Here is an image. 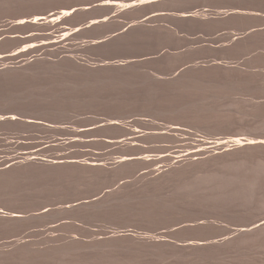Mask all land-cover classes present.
Returning <instances> with one entry per match:
<instances>
[{
    "label": "rangeland",
    "instance_id": "374dc122",
    "mask_svg": "<svg viewBox=\"0 0 264 264\" xmlns=\"http://www.w3.org/2000/svg\"><path fill=\"white\" fill-rule=\"evenodd\" d=\"M93 1L0 0V25L8 32L0 40V56L6 52L0 58V213H20L39 225L4 230L7 222L1 221L0 251L8 252L6 241L14 239L35 243L41 252L84 254L97 264H264V155L243 159L244 164L232 159L235 152H210L190 165L164 160L200 142L231 143L240 133L260 136L252 142L242 138L247 143L263 140L264 9L257 8L264 0H102L109 1L104 5L109 11L95 6L66 12L74 29L66 28L63 46L54 49L38 39L26 46L34 50L32 57L22 51L30 32L26 24H15L19 19ZM131 1L112 11L115 3ZM148 15L153 17L141 21ZM87 19L93 24H84ZM249 37L254 45L246 43ZM17 50L19 57L10 59L7 53ZM123 157L132 163L118 165ZM43 160L60 165L49 169ZM153 160L162 171L152 174ZM41 209L47 215L36 220ZM24 248L17 253L35 252Z\"/></svg>",
    "mask_w": 264,
    "mask_h": 264
},
{
    "label": "bare ground",
    "instance_id": "6f19581e",
    "mask_svg": "<svg viewBox=\"0 0 264 264\" xmlns=\"http://www.w3.org/2000/svg\"><path fill=\"white\" fill-rule=\"evenodd\" d=\"M6 1V0H5ZM19 1V0H18ZM24 1H26V0H24ZM38 1V0H37ZM68 1V0H67ZM95 1V0H94ZM102 1V0H101ZM142 1H147V0H142ZM3 2V1H2ZM17 1H15V3H16ZM34 2V1H33ZM60 2V1H59ZM77 2V1H76ZM88 2H89V0H88ZM88 2H86V3H88ZM19 3V2H18ZM29 3H31L30 2V0H29ZM38 3V2H37ZM54 3V2H53ZM70 3V2H69ZM71 3H72V1H71ZM107 3H109V1H103V3H101V4H99V5H96V6H104L105 4H107ZM226 3V2H225ZM22 4H24V3H22ZM27 4V3H26ZM35 4V3H34ZM43 4V3H42ZM51 4V3H50ZM81 4H82V2H81ZM29 5V4H28ZM33 5V4H32ZM55 5V4H54ZM230 5H232V4H230ZM43 6H45V5H43ZM48 6V5H47ZM130 6V3H128V4H123L122 5V3L120 4V3H115V6L113 7V9H112V11L113 12H116L115 11V9L116 8H126V7H129ZM3 7H4V5H3ZM8 7V6H7ZM16 7V6H15ZM104 7H106V6H104ZM20 8V7H19ZM50 8V7H49ZM89 7H87V4L86 5H84L83 4V6H76V7H73L72 5H68V3H67V5L65 4V6H61V7H58V8H56V9H54L52 12H50L49 14H45V15H43V13H42V15H37V16H33V17H31L30 19H24V18H22V19H19L15 24L16 25H21V24H26L27 25V27H28V31H27V33L28 32H30L29 34H27L26 36H24L23 37V39H22V42H23V44H25L24 45V47H23V52H25L26 53V55L27 56H33L34 54H35V52H34V50L33 49H28L26 46H28V45H30L31 44V42H34V41H36V40H38V39H47V41L48 42H50L49 44H50V47L51 48H54V47H58V46H63L64 45V39H65V37L67 36H65V34L66 33H68L69 31H65L66 30V28L68 27V29L67 30H72V29H74V28H71V29H69V27L71 26L69 23H68V19H67V11L68 10H73V11H75L76 13H79V12H81L82 10H86V9H88ZM107 8V7H106ZM27 9V8H26ZM44 9V8H43ZM42 9V10H43ZM99 9V8H98ZM108 9V11H109V8H107ZM6 10V9H5ZM15 10V9H14ZM19 10V9H18ZM46 10V9H45ZM90 10H93V9H90ZM94 10H95V8H94ZM93 10V11H94ZM169 10V9H168ZM10 11V10H9ZM27 11V10H26ZM30 11V10H29ZM36 11V10H35ZM50 11V10H49ZM88 11V10H87ZM86 11V12H87ZM92 11V12H93ZM101 11V10H100ZM107 11V10H106ZM170 11V10H169ZM7 12V11H6ZM21 12V11H20ZM85 12V13H86ZM41 13V12H40ZM47 13H48V11H47ZM91 14V13H90ZM93 14V13H92ZM100 14V13H99ZM80 15H82V14H80ZM84 15H86V14H84ZM89 15V14H88ZM28 16V15H27ZM31 16V15H30ZM83 16V15H82ZM26 17V16H25ZM96 17V16H95ZM98 17V16H97ZM120 17V16H119ZM127 17V16H126ZM129 17V16H128ZM5 18V17H4ZM86 18V17H85ZM121 18V17H120ZM84 19V18H83ZM91 19H92V17H91ZM136 19V18H135ZM139 19V18H138ZM88 21L87 22H83L84 24H86V25H89V24H93V19L92 20H89V19H87ZM137 20V19H136ZM84 21V20H83ZM140 21V20H139ZM142 21V20H141ZM165 22V21H164ZM1 24V23H0ZM6 24V23H5ZM172 24V23H171ZM180 24H182V23H180ZM4 25V24H3ZM7 25V24H6ZM11 25H14V24H11ZM180 26V25H179ZM3 26H1L0 25V40L8 33L6 30H4L3 28H2ZM6 27V26H5ZM21 27V26H20ZM25 27V26H24ZM26 27V28H27ZM72 27V26H71ZM23 28V27H22ZM180 28H181V26H180ZM12 29H13V27H12ZM16 30H18V29H16ZM252 30H250V31H248V33L249 32H251ZM155 32V31H154ZM189 32V31H188ZM253 32H255V31H253ZM253 32H252V34H253ZM10 33V32H9ZM26 33V32H25ZM70 33V32H69ZM158 33V32H157ZM247 33V34H248ZM260 33V32H259ZM13 34V33H12ZM34 34L36 35V36H34ZM214 34V33H213ZM212 34V35H213ZM246 34V33H245ZM254 34H256V33H254ZM69 35V34H68ZM210 35V34H209ZM211 35V36H212ZM218 35V34H217ZM258 35V34H257ZM70 36V35H69ZM158 36V35H157ZM246 36V35H245ZM244 36V37H245ZM248 36H251L252 37V40H254V36H256V35H248ZM16 37H18V36H16ZM222 37V36H221ZM257 37H259V36H256V38H255V40H257ZM240 38V37H239ZM238 38V40L239 41H241L242 42V39H243V41H245L246 40V37L245 38H243V36L239 39ZM261 38H263V37H261ZM18 39V38H17ZM219 39H221V38H219ZM245 39V40H244ZM249 39L251 40V38L249 37V38H247V42L246 43H248V41H249ZM260 39V38H259ZM197 40V39H196ZM214 40V39H213ZM212 40V41H213ZM221 40H223V38L221 39ZM251 40V41H252ZM254 40V41H255ZM9 41V40H8ZM16 41V40H15ZM201 41V40H200ZM210 41V40H209ZM236 41V43H238V44H240V47H241V44L242 43H239V41H237V40H235ZM196 42H199V41H196ZM211 42V41H210ZM215 42V41H214ZM218 42V41H217ZM223 42V41H222ZM250 42V41H249ZM263 42V41H262ZM72 43V42H71ZM251 43V42H250ZM250 43H248L249 44V46H250ZM258 43V42H257ZM261 42H259V44H260ZM6 44H8V43H6ZM11 44V43H10ZM234 44V43H233ZM248 44H247V46L245 47V48H247V49H249V46H248ZM251 44H253L254 45V43H253V41H252V43ZM264 44V43H263ZM194 45V44H193ZM246 45V44H245ZM244 45V46H245ZM69 46V45H68ZM191 46V45H190ZM256 46V45H255ZM261 46V45H260ZM18 47V46H17ZM16 47V48H17ZM72 47V46H71ZM173 47H174V45H173ZM184 47V46H183ZM251 47H252V45H251ZM6 48V47H5ZM16 48H15V50H16ZM76 48V47H75ZM84 48V47H83ZM89 48V47H88ZM87 48V49H88ZM179 48V47H178ZM190 48V47H189ZM222 48V47H221ZM244 47H243V50L245 49ZM3 49V48H2ZM55 49V48H54ZM74 49V48H73ZM90 49V48H89ZM93 49V48H92ZM175 49V48H174ZM181 49V48H180ZM234 49H236V48H234ZM242 49V47L239 49V51H242L241 50ZM247 49L246 50H244L245 52H247ZM251 49V48H250ZM260 49V48H259ZM4 50V49H3ZM66 50V49H65ZM176 50V49H175ZM256 50V49H255ZM262 50V49H261ZM264 50V49H263ZM20 51V50H19ZM19 51L17 50V52L15 51V53H13V54H11L10 53V51H9V53H7V55L9 56V58L10 59H13V60H15V59H17L18 57H19ZM72 51V50H71ZM89 51V50H88ZM223 51V50H222ZM257 51H258V49H257ZM83 52V51H82ZM243 52V51H242ZM59 53V52H58ZM62 53V52H61ZM93 53V52H92ZM216 53V52H215ZM244 53V52H243ZM251 53V52H250ZM5 54H6V52H2V56H0V58L1 57H5ZM164 54V53H163ZM225 54V53H224ZM233 54H234V52H233ZM238 54V53H237ZM245 54V53H244ZM249 53H247V55H248ZM258 54V53H257ZM214 55V54H213ZM246 55V54H245ZM244 55V56H245ZM246 55V56H247ZM93 56V55H92ZM197 56V55H196ZM202 56V55H201ZM210 56V55H209ZM221 56V55H220ZM235 56V55H234ZM244 56H243V58H244ZM251 56V55H250ZM260 56H261V54L259 55V57H257V58H260ZM193 57H195L194 55H193ZM192 57V58H193ZM218 57H219V55H218ZM226 56H224V58H225ZM239 57V56H238ZM238 57H237V59H238ZM253 57H256V56H253ZM199 58V57H198ZM207 58V57H206ZM209 58H211V57H209ZM213 58V57H212ZM264 58V57H263ZM60 59V58H59ZM81 59V58H80ZM183 59V58H182ZM194 59V58H193ZM203 59V58H202ZM253 59H255V58H253ZM3 60V59H2ZM6 60V59H5ZM160 60H162V59H160ZM217 60V59H216ZM226 60V59H225ZM231 60V59H230ZM247 60V59H246ZM260 60H262V58L260 59ZM197 61V60H196ZM253 61H255V60H253ZM258 61V60H257ZM73 62V61H72ZM86 62H88V61H86ZM168 62V61H167ZM182 62V61H181ZM204 62V61H203ZM211 62V61H210ZM216 62V61H215ZM224 62H226V61H224ZM252 62V61H251ZM260 61H258V63H259ZM264 62V61H263ZM0 63H2L1 61H0ZM169 63V62H168ZM185 63V62H184ZM219 62H217V64H218ZM231 62H229V64H230ZM243 63V62H242ZM245 63V62H244ZM247 63V62H246ZM255 64H256V61L254 62ZM208 64V63H207ZM232 64V63H231ZM262 64V63H261ZM59 65H61L60 63H59ZM238 65V64H237ZM36 66V65H35ZM170 66V65H169ZM216 66H218V65H216ZM251 66V65H250ZM259 66V65H258ZM258 66H256V67H258ZM173 67H175V66H173ZM194 67V66H193ZM226 67V66H225ZM253 67V66H252ZM255 67V66H254ZM253 67V68H254ZM10 68V67H9ZM29 68V67H28ZM33 68V67H32ZM48 68V67H47ZM178 68V67H177ZM176 67H175V69H177ZM180 68V67H179ZM229 68V67H228ZM246 68V67H245ZM248 68H250V67H248ZM38 69V68H37ZM40 69V68H39ZM49 69V68H48ZM166 69V68H165ZM201 69V68H200ZM251 69V68H250ZM256 69V68H255ZM12 70V69H11ZM10 70V71H11ZM44 70H45V68H44ZM60 70H62V69H60ZM182 70V69H181ZM197 70V69H196ZM5 71V70H4ZM33 71V70H32ZM59 71V70H58ZM163 71V70H162ZM167 71V70H166ZM177 71V70H176ZM230 71H232V70H230ZM235 71V70H234ZM238 71V70H237ZM12 72V71H11ZM57 72V71H56ZM62 72H63V70H62ZM165 72V71H164ZM171 72V71H170ZM236 72V71H235ZM251 72V71H250ZM261 72H264L263 70L262 71H260V74H261ZM38 73V72H37ZM53 73H54V71H53ZM176 73V72H175ZM182 73V72H181ZM231 73H233V72H231ZM42 74V73H41ZM46 74V73H45ZM60 74H61V72H60ZM59 74V75H60ZM177 74V73H176ZM196 74V73H195ZM236 74V73H235ZM259 74V75H260ZM56 75H58V74H56ZM239 75V74H238ZM245 75H247L246 73H245ZM245 75H243V77L245 76ZM262 75H264V74H262ZM261 75V76H262ZM53 76H55L54 74H53ZM176 76V75H175ZM182 76V75H181ZM226 76V75H225ZM251 76H253V72H252V75ZM256 76V75H255ZM254 76V77H255ZM258 76V75H257ZM60 77V76H59ZM183 77V76H182ZM232 77V76H231ZM234 77V76H233ZM232 77V78H233ZM238 77V76H237ZM250 77V76H249ZM248 77V78H249ZM62 78V77H61ZM64 78V77H63ZM226 78V77H225ZM235 78V77H234ZM246 78V77H245ZM230 79V78H229ZM238 79H239V82L243 79V78H241V80H240V77H238ZM262 79V78H261ZM206 80V79H205ZM226 80H228V79H226ZM249 80H250V78H249ZM264 80V79H263ZM236 81V80H235ZM243 81V80H242ZM241 81V82H242ZM58 82H62V80L61 81H58ZM200 82V81H199ZM225 82V81H224ZM233 82V81H232ZM244 82V81H243ZM262 81H258L257 82V84L258 83H261ZM264 82V81H263ZM55 83H57V82H55ZM64 83V82H63ZM63 83H61V84H63ZM248 83V82H247ZM59 84V83H58ZM203 84V83H202ZM52 85V84H51ZM53 85H55V84H53ZM226 84L224 83V87H226L225 86ZM227 85H229V83L227 84ZM64 86V85H63ZM231 86V85H230ZM252 86V85H251ZM254 86H256V85H254ZM253 86V87H254ZM53 87V86H52ZM57 87V86H56ZM61 87V86H60ZM60 87H58V88H60ZM223 87V88H224ZM227 87H229V86H227ZM233 88H234V86H232ZM236 87H237V84H236ZM243 87V86H242ZM250 87V86H249ZM262 87V86H261ZM70 88V87H69ZM230 88V87H229ZM251 88V87H250ZM260 88V87H259ZM63 89V88H62ZM224 89H227V88H224ZM56 90V89H55ZM58 90V89H57ZM56 90V91H57ZM60 90V89H59ZM65 90H66V88H65ZM256 90H257V88H256ZM255 90V91H256ZM261 90V89H260ZM263 90V89H262ZM64 91V90H63ZM62 91V92H63ZM68 91V90H67ZM66 91V92H67ZM244 91V90H243ZM255 91H253V92H255ZM60 92V91H59ZM65 92V93H66ZM250 92V91H249ZM260 92H263V91H260ZM49 93V92H48ZM51 93V92H50ZM248 93V92H247ZM256 93H257V91H256ZM258 93H259V91H258ZM56 94V93H55ZM61 94V93H60ZM64 94V93H63ZM238 94V93H237ZM249 94H251V93H249ZM264 94V93H263ZM49 95V94H48ZM209 95H210V93H209ZM244 95V94H243ZM262 95V94H261ZM59 97V96H58ZM63 97V96H62ZM61 97V98H62ZM259 98H261L260 96H258ZM64 98V97H63ZM206 98V97H205ZM209 98H212V97H209ZM264 98V97H263ZM254 99V98H253ZM259 100V99H258ZM262 100V99H261ZM52 101V100H51ZM55 101H57V100H55ZM198 101H199V99H198ZM196 102V101H195ZM202 103V102H201ZM210 103V102H209ZM193 104V103H192ZM47 105V104H46ZM194 105V104H193ZM200 105V104H199ZM203 105V104H202ZM205 105V104H204ZM211 105V104H210ZM261 105V104H260ZM43 106V105H42ZM48 106H50V105H48ZM207 106H208V103H207ZM45 107H47V106H45ZM44 107V108H45ZM58 107H59V105H58ZM203 107V106H202ZM43 108V107H42ZM53 108V107H52ZM204 108V107H203ZM55 109V108H54ZM235 109V108H234ZM46 110H47V108H46ZM51 110V109H50ZM53 110V109H52ZM56 110V109H55ZM217 110V109H216ZM220 110V109H219ZM223 110V109H222ZM230 110V109H229ZM242 110H243V107H242ZM40 111V110H39ZM207 111V110H206ZM227 111V110H226ZM244 111V110H243ZM49 112V111H48ZM52 112V111H51ZM204 112V111H203ZM240 112V111H239ZM46 113H47V111H46ZM218 113V112H217ZM223 113H224V111H223ZM227 113V112H226ZM229 113V112H228ZM232 113V112H231ZM230 113V114H231ZM233 114V113H232ZM242 114V113H241ZM142 115V114H141ZM228 115V114H227ZM218 117V116H217ZM233 117V116H232ZM240 117H241V115H240ZM243 117V116H242ZM206 118V117H205ZM223 119H224V117H223ZM229 119V118H228ZM145 120V119H144ZM225 120V119H224ZM238 120V119H237ZM168 121V120H167ZM206 121H207V119H206ZM239 121V120H238ZM171 122V121H170ZM219 122V121H218ZM209 123V122H208ZM213 123V122H212ZM225 123V122H224ZM227 123V122H226ZM237 123V122H236ZM243 124V123H242ZM208 125V124H207ZM211 125V124H210ZM220 125H221V123H220ZM233 125V124H232ZM231 125V126H232ZM171 126V125H170ZM212 126V125H211ZM234 126V125H233ZM236 126V125H235ZM147 127V126H146ZM149 127V126H148ZM215 127V126H214ZM216 127H218V126H216ZM153 129V128H152ZM158 129V128H157ZM173 129V128H172ZM209 129V128H208ZM211 129V128H210ZM216 129V128H215ZM159 130V129H158ZM171 130V129H170ZM218 130V129H217ZM217 130H215V132H217ZM178 131V130H177ZM208 131V130H207ZM213 131H214V129H213ZM213 131H211V133L213 132ZM171 132V131H170ZM214 132V133H215ZM163 133V132H162ZM209 133H210V131H209ZM213 133V134H214ZM164 134V133H163ZM166 134V133H165ZM175 135V134H174ZM210 135V134H209ZM262 136H264V135H262ZM170 137H172V136H170ZM167 138V137H166ZM173 138V137H172ZM259 138H260V136H259ZM168 139V138H167ZM243 139H245V138H243ZM251 140V142L252 141H254V140H252V138H250ZM261 139H263L262 141H264V138H261ZM234 140L235 141H233V140H231V141H233V142H231V143H229V141L227 142V143H225V141H223V142H218V143H214L213 145H212V143L210 144V143H208V144H204L203 143V145H201L202 144V142H200L201 144H200V147L199 146H196V148L195 147H193V148H195V150H193V148H191L192 150H190V152L188 153H184V155H183V153L181 154L182 156L180 157L179 156V158L176 156V159H172V158H168L169 160H167V159H164V160H166V162H169V161H173V163H175V165H176V163H178V162H183V161H187L188 163L189 162H197L199 159H201V157L202 156H204L205 155V157H206V154H209L210 152H217V153H227V152H235V154L233 153H231L232 155V159H234V160H236V162H237V160H243V159H247V158H257V157H259V156H262V155H264V142H262L261 140H260V142L261 143H247V142H244V141H242V138H241V141H240V139L238 138V140H237V138L235 139L234 138ZM246 141H249L248 139H245ZM258 140V139H257ZM206 141V140H205ZM204 141V142H205ZM227 141V140H226ZM259 141V140H258ZM126 142V141H125ZM198 147V148H197ZM186 152V151H185ZM229 153H228V155H229ZM216 154V153H215ZM224 155V154H223ZM211 156V155H210ZM213 156H215V155H213ZM218 156V155H217ZM220 156H222V154L220 155ZM225 156V155H224ZM230 156V155H229ZM228 157V156H227ZM264 157V156H263ZM34 158V157H33ZM125 157H123V159L122 160H120L119 162H117V164L118 165H120L121 166V164H125V163H127V162H130L131 160H129V158L128 159H124ZM174 158V157H173ZM207 158V157H206ZM211 158V157H210ZM262 158V157H261ZM37 158H35L34 160H32V158H31V160H30V158H29V160L30 161H32V162H34V161H37L36 160ZM145 159V158H144ZM149 159H151V158H149ZM148 159V160H149ZM208 159H209V157H208ZM230 159V158H229ZM25 160V159H24ZM28 160V161H29ZM147 160V159H146ZM145 160V161H146ZM259 160V159H258ZM40 161V160H39ZM140 161V160H139ZM143 161V160H142ZM149 161H151V160H149ZM206 161V160H205ZM213 161H214V158H213ZM224 161H226V160H224ZM231 161V160H230ZM247 161V160H246ZM253 161V160H252ZM32 162H31V165H32ZM164 163H165V161H163ZM201 162V161H200ZM215 162V161H214ZM229 162V161H228ZM251 162V161H250ZM18 163H20V162H18ZM42 163H47V164H49L50 165V167H49V169H51V167H58L60 164L58 163V162H56V163H58L59 165H57V164H55V162L54 163H49L48 161L47 162H45L44 160L42 161ZM116 163V162H115ZM132 162H130V164H131ZM141 163H143V162H141ZM151 163V162H150ZM208 163H210V162H208ZM219 163V162H218ZM231 163V162H230ZM229 163V164H230ZM239 163V162H238ZM241 164L243 163L244 164V160H243V162H240ZM256 164H257V162H255ZM29 164V163H28ZM34 164V163H33ZM148 164V163H147ZM158 163H157V161L156 160H153V162H152V167L154 166L155 168L153 169V173L152 174H154V172H158V171H160L161 169H163V165L162 166H159L158 167V165H157ZM181 164V163H180ZM191 163H189V165H190ZM195 164V163H194ZM198 164V163H197ZM203 164V163H202ZM207 164V163H206ZM215 164L217 165V163L215 162ZM220 164V163H219ZM225 164V163H224ZM226 164H227V162H226ZM235 164H237V163H235ZM247 164V163H246ZM245 164V165H246ZM41 165H43V164H41ZM40 164H39V166H41ZM117 165V166H118ZM127 166H128V164H126ZM125 165V167H127ZM149 165V164H148ZM147 165V166H148ZM182 165V164H181ZM183 165H185L184 163H183ZM186 165H187V163H186ZM198 165H200V164H198ZM205 165V164H204ZM215 165V166H216ZM228 165V164H227ZM233 165V164H232ZM240 165V164H239ZM6 166V165H5ZM8 166V165H7ZM6 166V167H7ZM44 166H45V164H44ZM48 166V165H47ZM116 166V165H115ZM117 166H116V168H117ZM124 166V165H123ZM179 166V165H178ZM211 166V165H210ZM209 166V167H210ZM257 166V165H256ZM80 167V166H79ZM87 167V166H86ZM143 167H146V166H143ZM149 167H151L150 165H149ZM183 167V166H182ZM192 167V166H191ZM195 167V166H194ZM207 167V166H206ZM223 167V166H222ZM262 167V166H261ZM5 168V167H4ZM18 168V167H17ZM40 168V167H39ZM122 169H123V167H121ZM120 168V169H121ZM131 168H133V167H131ZM168 168V167H167ZM205 168V167H204ZM221 168V167H220ZM228 168H230V167H228ZM242 168V167H241ZM9 169V168H8ZM89 169V168H88ZM121 169V170H122ZM169 169H171L170 167H169ZM172 169H173V167H172ZM180 169H181V167H180ZM188 169V168H187ZM196 169V168H195ZM213 169V168H212ZM226 169V168H225ZM238 169H240V167L238 168ZM250 169V168H249ZM262 169V168H261ZM48 170V169H47ZM119 170V169H118ZM117 170V171H118ZM139 170V169H138ZM148 170H151L150 168L148 169ZM176 170V169H175ZM179 170V169H178ZM185 170V169H184ZM199 170H200V168H199ZM206 170H208V169H206ZM209 170H210V168H209ZM216 170V169H215ZM223 170H224V168H223ZM232 170H233V168H232ZM236 170V169H235ZM234 170V171H235ZM242 170V169H241ZM259 170V169H258ZM10 171V170H9ZM88 171V170H87ZM89 171H90V169H89ZM135 171H137V170H135ZM162 171V170H161ZM164 171V170H163ZM166 171V170H165ZM164 171V172H165ZM172 170H170V172H171ZM238 171H240V170H238ZM247 171V170H246ZM251 171V170H250ZM91 172V171H90ZM138 172V171H137ZM147 172V171H146ZM152 172V171H151ZM163 172V173H164ZM167 172H168V170H167ZM188 172V171H187ZM194 172V171H193ZM222 172V171H221ZM231 172V171H230ZM229 172V173H230ZM233 172V171H232ZM248 172V171H247ZM246 172V173H247ZM133 173V172H132ZM173 173H174V171H173ZM178 173V172H177ZM236 173V172H235ZM246 173H245V175H246ZM260 174H261V172H259ZM83 174V173H82ZM86 174V173H85ZM136 174V173H135ZM138 174V173H137ZM157 174V173H156ZM201 174H202V172H201ZM211 174V173H210ZM220 174V173H219ZM222 174V173H221ZM224 174V173H223ZM239 174V173H238ZM242 174V173H241ZM256 174V173H255ZM254 174V175H255ZM258 174V173H257ZM117 175V174H116ZM174 175V174H173ZM198 175V174H197ZM227 175H228V173H227ZM237 175V174H236ZM243 175V174H242ZM249 175V174H248ZM154 176H157V175H154ZM162 176V175H161ZM169 176V175H168ZM176 176V175H175ZM174 176V177H175ZM186 176H187V174H186ZM206 176V175H205ZM215 176V175H214ZM235 176V175H234ZM239 176V175H238ZM258 176H261V175H258ZM263 176V175H262ZM137 177V176H136ZM158 177V176H157ZM160 177V176H159ZM192 177V176H191ZM222 177V176H221ZM220 177V178H221ZM226 178H228L227 176H225ZM236 177V176H235ZM241 177V176H240ZM79 178V177H78ZM81 179H82V176L80 177ZM164 178H166V177H164ZM163 178V179H164ZM173 178V177H172ZM185 178V177H184ZM224 178V177H223ZM222 178V179H223ZM146 179V178H145ZM147 179H148V177H147ZM151 179V178H150ZM161 179V178H160ZM160 179H158L159 181H160ZM162 179V180H163ZM177 179V178H176ZM199 179V178H198ZM206 179V178H205ZM243 179V178H242ZM256 179V178H255ZM166 180V179H165ZM186 180V179H185ZM218 180V179H217ZM220 180V179H219ZM226 180V179H225ZM231 180H234V179H231ZM240 180V179H239ZM252 180V179H251ZM149 181H151V180H149ZM176 181V180H175ZM174 181V182H175ZM180 181V180H179ZM236 181H238L237 180V177H236ZM262 181V180H261ZM165 182V181H164ZM231 182V181H230ZM235 182V181H234ZM238 182H241V180L240 181H238ZM238 182H236V183H238ZM243 182V181H242ZM158 183V182H157ZM161 183V182H160ZM163 183V182H162ZM166 183V182H165ZM208 183V182H207ZM210 183V182H209ZM220 183V182H219ZM232 183V182H231ZM254 183H255V181H254ZM173 184V183H172ZM195 184V183H194ZM203 184V183H202ZM201 184V185H202ZM211 184V183H210ZM230 184V183H229ZM228 184V185H229ZM242 184V183H241ZM247 184V183H246ZM264 184V183H263ZM214 185V184H213ZM224 185V184H223ZM235 185V184H234ZM240 185V184H239ZM245 185V184H244ZM226 186V185H225ZM231 186V185H230ZM252 186V185H251ZM262 186V185H261ZM97 187V186H96ZM200 187V186H199ZM208 187V186H207ZM254 187H256V186H254ZM95 188V187H94ZM163 188V187H162ZM168 188V187H167ZM174 188V187H173ZM202 188V187H201ZM222 188V187H221ZM226 188V187H225ZM230 188V187H229ZM251 188H253V187H251ZM250 188V189H251ZM263 188V187H262ZM100 189V188H99ZM219 189V188H218ZM249 189V188H248ZM168 190V189H167ZM228 190V189H227ZM231 190V189H230ZM237 190V189H236ZM255 190V189H254ZM97 191V190H96ZM166 191V190H165ZM243 191V190H242ZM253 191V190H252ZM99 192V191H98ZM244 192V191H243ZM249 192V191H248ZM119 193V192H118ZM174 193V192H173ZM216 193V192H215ZM255 193V192H254ZM236 194H237V192H236ZM171 195V194H170ZM257 195V194H256ZM253 197H254V195H253ZM121 198V197H120ZM119 198V199H120ZM105 199V198H104ZM108 199V198H107ZM118 199V198H117ZM116 201V200H115ZM122 201V200H121ZM232 201V200H231ZM93 203V202H92ZM116 203H117V201H116ZM238 203V202H237ZM91 205V204H90ZM241 205V204H240ZM90 207H93V205L92 206H90ZM96 207V206H95ZM240 207V206H239ZM68 208V207H67ZM74 208V207H73ZM94 208V207H93ZM46 209V208H45ZM75 209V208H74ZM42 210V209H41ZM26 211V210H25ZM39 213H37L34 217H35V219L37 220V218L38 217H41V216H44V215H47L46 214V212H47V210H42V211H40V210H37ZM64 210H62V212H63ZM70 211H72V210H70ZM74 211V210H73ZM72 211V212H73ZM49 212V211H48ZM1 213H3V212H1ZM0 213V222L1 221H4V224H5V222H7V226H6V228L4 229V230H6V229H11V228H14V227H16L17 225H18V223L20 224V223H25V224H28V225H31V224H33V222L31 223V222H27V221H25V219H24V217H22V216H19L20 215V213H19V215H4V214H1ZM12 213V212H11ZM14 213V212H13ZM16 213V212H15ZM28 213V212H27ZM30 213V212H29ZM64 213V212H63ZM17 214V213H16ZM50 214V213H49ZM54 214V213H53ZM56 214H58V213H56ZM27 215V214H26ZM55 215V214H54ZM58 215H60V214H58ZM67 214H66V212H65V216H66ZM232 215H234V214H232ZM55 216H57V215H55ZM64 216V215H63ZM65 216H64V218H65ZM229 216V215H228ZM236 216V215H235ZM235 216H233V217H235ZM240 216V215H239ZM33 217V216H32ZM58 217V216H57ZM68 217V216H67ZM243 217V216H242ZM28 219H29V217H27ZM47 218V217H46ZM50 218H51V216H50ZM50 218H49V220H50ZM28 219H26V220H28ZM32 219V218H31ZM30 219V220H31ZM34 219V218H33ZM34 219V220H35ZM40 220H41V218H39ZM45 219V218H44ZM54 219H55V217H54ZM54 219H51V220H54ZM58 219H60V218H57V220ZM39 220V221H40ZM50 220V222H52ZM43 222V221H42ZM254 222V221H253ZM35 223H36V221H35ZM34 223V224H35ZM44 223V222H43ZM4 224H2L1 225V230H2V226L4 225ZM33 224V225H34ZM39 224V223H38ZM48 224V223H47ZM247 225H249V224H247ZM36 226H37V223H36ZM36 226H33L32 228H34V227H36ZM39 226V225H38ZM37 226V227H38ZM44 226H46V225H44ZM42 227V226H41ZM47 227V226H46ZM244 227H247L246 225L244 226ZM243 227V228H244ZM43 229H41V230H34V231H37V232H39V231H42ZM1 240V239H0ZM40 242H45V240H43V238H39L38 239ZM67 241V240H66ZM69 242V241H68ZM71 242V241H70ZM69 242V243H70ZM72 244H73V242H71ZM6 244L10 247L9 249V251L8 252H3V251H0V264H97V262L95 261V259L93 258V257H89V256H83V255H75V254H63V255H58V254H53V253H50L49 251H38L37 250V245L35 244V243H32V245L29 243V242H23L22 241V243H20V241L18 242L17 240H7L6 241ZM53 244V243H52ZM112 244H114V243H112ZM65 245V244H64ZM63 245V246H64ZM74 245V244H73ZM72 245V246H73ZM7 246V247H8ZM24 246H25V248L26 247H28V248H30V250L32 251V250H34L33 252H34V254H32L31 252H30V250L29 249H27V250H29L28 252H30V255L31 256H22L21 254H19L20 252H18L17 253V251L18 250H20L21 248H24ZM66 246H67V244H66ZM69 246V245H68ZM111 246V245H110ZM113 246V245H112ZM0 247H2V246H0ZM62 247V246H61ZM4 248V247H3ZM6 248V247H5ZM24 248V249H25ZM65 248V247H64ZM69 248V247H68ZM72 248V247H71ZM82 248V247H81ZM92 248V247H91ZM95 248V247H94ZM105 248V247H104ZM123 248V247H122ZM66 249H67V247H66ZM108 249V248H107ZM112 249V248H111ZM117 249V248H116ZM139 249V248H138ZM123 250V249H122ZM128 250V249H127ZM133 250V249H132ZM77 251V250H76ZM119 251V250H118ZM126 251V250H125ZM25 253V250H24V253L25 254H29V253ZM23 253V254H24ZM88 253V252H87ZM94 253V252H93ZM92 253V254H93ZM108 254V253H107ZM89 255V254H88ZM95 255V254H94ZM103 255V254H102ZM123 255V254H122ZM100 258H102V257H100ZM104 258V257H103ZM116 258V257H115ZM104 259H106V258H104ZM113 260L115 261V259L113 258ZM112 260V261H113ZM126 260V259H125ZM97 261H101V260H97ZM111 261V262H112ZM113 261V262H114ZM135 261V260H134ZM137 261V260H136ZM110 262V261H109ZM117 262H118V259H117ZM102 263H104L105 264V262H102Z\"/></svg>",
    "mask_w": 264,
    "mask_h": 264
},
{
    "label": "water",
    "instance_id": "95a60500",
    "mask_svg": "<svg viewBox=\"0 0 264 264\" xmlns=\"http://www.w3.org/2000/svg\"><path fill=\"white\" fill-rule=\"evenodd\" d=\"M101 3H103V1H93V2L88 3V4H87V7H89V8H91V7H95L96 5H99V4H101ZM129 3H132V1L129 2ZM147 17H148V16H147ZM147 17H145V18H147ZM103 18H105V17H103ZM103 18H100V19H103ZM106 18H109V17L106 16ZM46 65H47L48 67H55V66H53L54 63H46ZM2 116H4V117H13V114L3 113ZM16 116H17V117H20L19 114H17ZM26 120H27L28 122L43 123V124H45V125L52 124L50 121H41V120H36V119H31V118H28V119L26 118ZM172 124H178V123H172ZM173 126H178V125H173ZM237 137H238V138L260 139L259 136H255V135L250 136V135H246V134H242V133L238 134Z\"/></svg>",
    "mask_w": 264,
    "mask_h": 264
},
{
    "label": "trees",
    "instance_id": "16d2710c",
    "mask_svg": "<svg viewBox=\"0 0 264 264\" xmlns=\"http://www.w3.org/2000/svg\"><path fill=\"white\" fill-rule=\"evenodd\" d=\"M262 6H264V4H263V3H260L259 8H257V9H262V10H263L264 8H261ZM177 117H178V118H185V116H182V115H180V114H179ZM234 129H235V128H230V131H234ZM251 134H255V133H251Z\"/></svg>",
    "mask_w": 264,
    "mask_h": 264
},
{
    "label": "crops",
    "instance_id": "0c3cea01",
    "mask_svg": "<svg viewBox=\"0 0 264 264\" xmlns=\"http://www.w3.org/2000/svg\"><path fill=\"white\" fill-rule=\"evenodd\" d=\"M145 17H147V16H143V17H141V20L143 21L144 19H145V20H147V19H151L153 16H152V15H148L147 18H145Z\"/></svg>",
    "mask_w": 264,
    "mask_h": 264
}]
</instances>
